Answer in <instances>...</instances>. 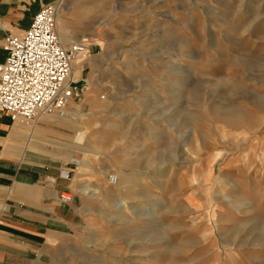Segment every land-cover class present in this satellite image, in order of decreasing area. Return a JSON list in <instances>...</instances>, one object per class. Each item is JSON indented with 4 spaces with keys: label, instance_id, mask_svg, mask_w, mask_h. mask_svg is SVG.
I'll return each instance as SVG.
<instances>
[{
    "label": "rangeland",
    "instance_id": "rangeland-1",
    "mask_svg": "<svg viewBox=\"0 0 264 264\" xmlns=\"http://www.w3.org/2000/svg\"><path fill=\"white\" fill-rule=\"evenodd\" d=\"M60 5L88 86L77 130L54 129L86 133L91 172L63 180L70 223L23 264H264V0Z\"/></svg>",
    "mask_w": 264,
    "mask_h": 264
},
{
    "label": "crops",
    "instance_id": "crops-1",
    "mask_svg": "<svg viewBox=\"0 0 264 264\" xmlns=\"http://www.w3.org/2000/svg\"><path fill=\"white\" fill-rule=\"evenodd\" d=\"M60 2L61 0H0V64L7 58L4 50L6 37L24 35L43 7ZM61 36L63 44L70 42L66 29H63ZM45 120L48 119H43L49 127L47 129L37 125L18 124L11 121L6 113L0 112V264H23V261L32 256H40L41 247L47 238L59 233L62 228H67L70 223V217L64 213V206H70L75 195L73 194V201L68 205H61L58 201L62 192L72 193L69 183L59 179L62 166L51 162L52 160H45L39 154L22 152L24 143L33 152L46 153L59 160L66 159L60 150L55 151L46 145L37 150L30 142L35 135L41 141L56 144L58 140L61 141V132L54 129L59 127ZM35 126L37 129H34ZM84 160L87 166L83 165L76 171L77 178H83L91 172L90 161L86 158ZM47 177L50 181L46 180ZM86 190L84 189L85 193Z\"/></svg>",
    "mask_w": 264,
    "mask_h": 264
},
{
    "label": "built area",
    "instance_id": "built-area-1",
    "mask_svg": "<svg viewBox=\"0 0 264 264\" xmlns=\"http://www.w3.org/2000/svg\"><path fill=\"white\" fill-rule=\"evenodd\" d=\"M60 11L59 3L46 5L24 35H8L5 39L7 58L0 64V112L13 122L62 118L82 99L85 87L81 81L73 80V70L83 48L63 44L57 28ZM78 166V159L70 160L59 171V179L69 180ZM117 180L116 176L110 177L112 184ZM73 198L66 191L59 195L58 201L68 205Z\"/></svg>",
    "mask_w": 264,
    "mask_h": 264
},
{
    "label": "bare ground",
    "instance_id": "bare-ground-1",
    "mask_svg": "<svg viewBox=\"0 0 264 264\" xmlns=\"http://www.w3.org/2000/svg\"><path fill=\"white\" fill-rule=\"evenodd\" d=\"M59 19V18H58ZM58 34H60V38H62L61 36V29H60V26L58 27ZM67 41V40H65ZM83 48V47H82ZM85 53H84V48H83V51L78 55L74 65L76 64L74 70H73V80H77L80 78V73H81V65L85 62ZM84 67V66H83ZM86 81V80H85ZM87 83V81H86ZM88 86V83L86 85V87ZM85 87V89H86ZM82 117L78 111H68L67 110V113L65 115V117H62V118H59V117H52V118H43V119H48V120H45V122L47 123H51L58 127H70L72 129H76V127H78L79 123L82 121ZM16 123L18 124H22V125H29L28 123L26 122H22V121H17ZM36 128V127H35ZM37 129V128H36ZM52 129V128H51ZM77 130V129H76ZM32 131V130H31ZM78 133V132H77ZM36 134V133H35ZM37 135H35V137L33 136L31 139H30V142L33 144V146L35 147V149L39 150L40 147L42 145H46L47 146H51L52 148L54 149H59L61 152H66L65 155H68L67 157H69V160H72L73 159V155L78 152V151H81V150H84L85 149V143H86V133L85 132H80L78 133V135L76 137H73L74 139H71L69 138V144L68 145H64V144H56V143H50V142H46V141H41L39 139L36 138ZM44 140V139H43ZM59 141V140H58ZM64 142V140H63ZM66 144V143H65ZM34 149V150H35ZM70 152V153H69ZM84 153V152H83ZM62 155V154H61ZM79 160V159H78ZM84 164L83 161L79 160V166L77 168V170ZM76 170V171H77ZM75 171V172H76ZM118 178V176H120L119 174H116L115 175ZM118 183V182H117ZM117 185V184H116ZM123 207V203H118V208H122Z\"/></svg>",
    "mask_w": 264,
    "mask_h": 264
}]
</instances>
